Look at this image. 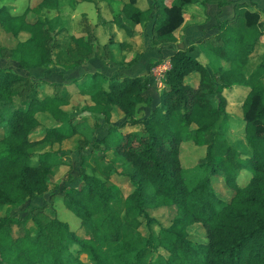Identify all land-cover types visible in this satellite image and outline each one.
<instances>
[{"label": "trees", "instance_id": "trees-1", "mask_svg": "<svg viewBox=\"0 0 264 264\" xmlns=\"http://www.w3.org/2000/svg\"><path fill=\"white\" fill-rule=\"evenodd\" d=\"M191 1L166 5L153 0V43L171 40L172 30L183 20V5ZM58 4L59 0H41L36 8ZM236 7L234 16L218 20L216 34L202 39L229 60L230 67L212 74L192 55L193 44L174 50L163 72L158 103H147L149 111L139 116L136 104L150 101L142 96L148 74L92 73L77 83L93 102L81 108L89 113L79 116L58 84L0 66V205L46 192L50 174L65 163L58 151L35 153V147L61 142L89 119L95 127L101 121L107 124L105 134L92 142V153L82 155V160H93V170L81 165L75 185L53 192L80 219L87 234L80 237L44 207L20 216L2 215L0 264H87L79 252L87 254L90 264H264V54L248 76L243 71L263 23L258 11L244 2ZM29 9L14 14L0 6V31L16 37L21 31L28 33L14 46H0V54L14 58L17 67L45 66L59 61L60 53L71 57L67 65L94 53L106 57V45L98 44L92 33L67 37L63 28L52 32L46 18L27 20ZM121 11L134 22L146 16L135 0L125 2ZM119 25L130 31L120 21ZM72 50L80 58L72 56ZM236 83L251 84L241 105L248 147L244 156L226 136L227 101L222 91ZM47 85L49 91L39 96ZM116 109L122 120L112 123ZM47 117L50 123L45 122ZM183 140L205 148L197 160L203 171L198 179L182 176ZM241 169L252 174L244 186L236 180ZM113 176L127 181L131 190L123 194L112 184ZM213 176L232 188L227 200L215 191ZM157 207L167 209L169 223L158 222L157 231L150 228L143 234L142 224L157 221L150 214ZM195 224L203 229V239L191 236L189 227ZM73 243L78 253L72 250Z\"/></svg>", "mask_w": 264, "mask_h": 264}, {"label": "rangeland", "instance_id": "rangeland-1", "mask_svg": "<svg viewBox=\"0 0 264 264\" xmlns=\"http://www.w3.org/2000/svg\"><path fill=\"white\" fill-rule=\"evenodd\" d=\"M39 0H0V6H5L8 12H13L14 14L21 13L24 10L31 8V10L26 14V16H29L30 18H34L35 16L43 17V16H53L60 19V21L55 22L54 25H57V23L63 24V22L66 21V18H72L71 17V10L70 7L74 5L76 2H80L81 0H59V4L56 7H46L51 10H47L46 8L38 9L36 8V3H38ZM100 1L99 3L102 4V7H98V9L94 12L89 13V10L87 7H84L83 10L85 13L87 12L90 14V17L92 19H98L100 21V18H102L101 13L111 15L109 11L103 7L106 5V1L104 0H97ZM108 1V0H107ZM235 1H242V2H249L247 6H251L250 8H253L254 6H257V3H255L252 0H232ZM96 2V1H94ZM31 6V7H30ZM116 6V5H114ZM67 8V9H66ZM101 8V10H100ZM262 9V8H261ZM65 10H68V13H66ZM264 11V8L262 9ZM260 11V15H263L264 13ZM98 12V13H96ZM101 12V13H100ZM114 16V15H112ZM63 21V22H62ZM76 23L81 27V31L88 33V31L92 30V26H90L89 23H87L86 19L78 18L76 20ZM55 27H52L54 29ZM105 28V27H104ZM56 29L53 30V32ZM106 30V28L104 29ZM26 31L20 32L19 35L12 36L10 33H0V46H14L17 39H24L26 36ZM28 36V35H27ZM26 36V37H27ZM97 36L95 35V39ZM98 41H106L108 42L107 35L105 33H100L99 37L97 38ZM113 40V39H112ZM108 51H111L110 47L107 45ZM71 55L74 57L80 58V55L75 51H71ZM112 54L108 53L105 57L108 60V57L110 58ZM95 57L101 58L102 60L105 59L104 57H100L97 54L93 55ZM83 58L80 62L73 64L74 66L80 65L85 61V59L92 58ZM60 60L56 62H52L51 64L45 65L46 67L43 70L39 69H29V66L26 67L27 70H24L23 73L29 75L33 79H42V71L47 75H45L47 80H54V78L57 77V73H53L55 70V66L57 67H64L66 68L68 65L66 63H69V57L66 53H60L59 55ZM158 60L160 61L159 64L157 63ZM157 62L154 60L153 63H151V66L149 68V82L152 83V89L150 88V84H148L147 88L143 91L142 96L144 98H149L150 101H140L136 104V115L139 116L141 114H145L149 111V108L146 104L150 103V105H154L152 103V97L153 94L158 92V88L160 87V83H162V77L158 76V72H162V68L166 67L167 63L165 60L158 59ZM254 64V63H253ZM0 66H7L12 68L13 70L17 71L19 70L17 67L16 60L14 58H10L8 56H3L0 54ZM252 66V63H251ZM72 67V66H71ZM210 69H213L211 64H209ZM70 68V67H69ZM160 69L161 70H155L152 69ZM21 69V68H20ZM52 72V73H51ZM51 73V74H50ZM212 74H216V69L211 71ZM73 74V73H70ZM79 76L73 77L68 76V78L65 79V84L67 83L69 85V89H71V86H74V83H79L84 81L87 78L86 73H77ZM147 74V73H146ZM78 87V91L75 86L72 87L70 90L71 93L69 94V99L72 104H74L76 114L79 116L86 115L89 113L88 109H85L84 111H81L82 107H86L89 104H93V102L90 100L89 93L87 91H84L81 86ZM62 88V86L58 85L57 89ZM51 90V89H50ZM160 90V89H159ZM43 91H49V87H47L40 92H38V95H43ZM75 91V92H74ZM247 92V88H232V89H224V94L227 98L226 103V112L228 113V127L226 128V136L230 142L235 143L237 145L238 149L241 150L242 156L245 155V151L248 150L245 138H244V119H243V112H242V99L244 98L245 94ZM69 106V104L67 105ZM45 117V116H44ZM46 123H50L52 120L47 117L44 119ZM122 120V114L121 112L116 109L114 110L113 116L111 118L112 123H119ZM107 124L106 122L101 121V123L98 126H94L93 120L89 119V121L84 122L83 125L80 127L79 131L72 136L63 139L61 142H56L53 144H42L37 147H35L33 150L35 153L43 152V151H58L62 154L64 164H62L58 170L50 174L51 182L49 183V188L46 192L28 197L24 200H21L17 203L13 204H4L0 205V216L2 215H14V216H20L27 213L30 209L34 207H44V209L51 215H56L58 218L68 222L69 227L71 230H73L76 234H78L80 237L85 236L87 234V231L85 227L81 224L80 219L68 208H66L62 202L53 194V192L59 190L61 186L63 185H75L77 183V174H78V168L81 165H84L89 171L93 170L94 162L90 158H86L82 160V155L88 154L91 151V144L94 140H97L106 132ZM1 130V129H0ZM92 153V151L90 152ZM99 153V151H97ZM205 153V148L202 145H195L190 140H183L180 144V151H179V158L181 163V173L182 176L186 179H198L203 175V171L199 166L197 165V160L199 157L203 156ZM36 158V154L32 155L31 160L34 161ZM92 168V169H91ZM95 173L103 177V175L96 169ZM251 172L245 169H241L239 173L237 174L236 180L237 183L240 186H244L248 183V181L251 178ZM75 178V179H71ZM119 176H113L112 177V184L114 186H117L121 189L123 194H127L131 190V186L127 181L119 180ZM212 182L215 188V191L217 194L227 200L231 194H232V188L228 187L222 178L220 177H212ZM150 214L157 220L155 222H152L151 225H145L142 224L140 226V229L143 234H147L148 230L152 228L153 230L157 231L159 228V223L161 222L164 225H167L169 223L170 217L167 212V209L164 207H157L150 209ZM28 224H32V221L29 220ZM190 234L193 238L203 239L204 238V231L200 227H198L197 224L189 227ZM72 250L75 251V253H78L76 251L77 245L75 243L71 246ZM78 256L81 260H83L85 263L90 264V260L86 253L79 252Z\"/></svg>", "mask_w": 264, "mask_h": 264}, {"label": "crops", "instance_id": "crops-1", "mask_svg": "<svg viewBox=\"0 0 264 264\" xmlns=\"http://www.w3.org/2000/svg\"><path fill=\"white\" fill-rule=\"evenodd\" d=\"M40 1L41 0H39L38 2ZM105 1L107 3L103 7H105L111 15L108 14L106 15L100 12L102 15L100 21L98 19L95 20L92 19L90 17V14H88L87 12L85 13L84 11L85 9L83 10L84 7H87L89 13L90 11L95 12L98 9V7H102V4L99 3L100 1L97 0H81L80 2L74 3V5L70 7L71 10L70 13L72 18L67 17L65 22L62 21L63 24H61L60 22L57 23V25H54L55 22L60 21V19L57 17H53V16L42 17L47 19L46 24L52 32L54 29L57 30L58 28H63L65 30L67 37H69V35H73L75 37L88 36L89 33H92L94 37L96 35L98 38L99 34L104 32L105 35H107V38L109 39L108 42L107 40L98 41L97 38L95 39L98 44L106 45V47L108 45V47H110L111 51L106 52V56L108 53L112 54L110 58L108 57V60L105 57H104L105 59L103 60L101 58L95 57L93 56L95 54H97L100 57L103 56L100 53H94L93 55H91L93 56L92 58L87 60L85 59V61L80 65L74 67L73 65H68L66 68H64L63 66L62 67L55 66L56 71H54L53 73H57V77L54 78L53 81L47 80L48 78L45 77L46 74L42 71V79L62 86L61 89L66 90V93L68 94V98H69V94L71 93L70 90L72 89V87L75 86V91L78 88L76 87L78 86V84L74 83L73 84L74 86H71V89H69V85L67 83L66 84L64 83L65 79L68 78V76L77 77L79 76V74L77 73H82V72L87 74V78L92 73H99L101 74V76L102 75L110 76L111 74L116 72L130 76L138 75V74H146V73L148 74L151 63H153L154 60L156 62L158 59L165 60V62L169 64V57L174 50L184 49L190 44L194 45V50L192 51V55L195 56L200 62L205 64L210 72L215 69L217 71L220 68L230 67L229 60L224 59L219 55H217L212 49H210L206 45L204 41H202V39L204 37L216 34L220 30L219 27L217 26L218 20H224L234 16L235 11L237 9L236 3L242 1L233 2L232 0H226V3L222 5H219L216 0H211V1L194 0L188 2L183 5V13H182L183 20L176 28L172 30L171 40L158 42V43L152 42V26L155 18V10L152 7L153 0H135V4L140 9L146 11L145 19L138 22H134L130 20L121 11L122 5L128 0H108V1L104 0V2ZM174 1L175 0H164V3L166 5H171ZM252 1L257 3V6L253 5V8H250L251 6H247L249 2H244V3L246 7L258 11L259 14L258 21L259 22L262 21L263 25L262 28H260L261 33L252 51L248 56V60L243 65V71L245 76H248L255 69V67L261 61L262 56L264 54V14L260 15L261 14L260 11H262V9L264 8V0H252ZM43 8L46 7H42L40 9ZM46 9L51 10L49 8ZM30 10L31 9H29L28 12ZM65 11L66 13H68V10ZM262 12L264 13V11ZM80 17L83 18L84 20L86 19L87 23H89L90 26H92V30L88 31V33L82 32L81 27L76 23V20ZM26 19L31 20L33 18L26 16ZM119 21L125 24L126 26H128L130 28V31H126L123 26H120ZM52 27L55 28L52 29ZM104 27L106 28V30H104L105 29ZM0 33H2V31H0ZM24 33H26V36L28 35L27 32ZM159 62L160 61L158 60L157 63L159 64ZM209 64H211L213 69H210ZM45 68L46 67L44 66H29V69L43 70ZM18 69L19 70L17 71L20 73H23L24 70H27L26 67H19ZM261 76L264 78V73ZM149 84L151 88L152 83L149 82ZM162 85L163 84L160 83L158 92L153 94L152 103L154 105L157 104L159 101V89L162 87ZM250 85H251L250 83H243V84L236 83L233 84L231 87L224 89L246 87L248 92L250 89ZM224 89L222 91L223 94H224Z\"/></svg>", "mask_w": 264, "mask_h": 264}, {"label": "built area", "instance_id": "built-area-1", "mask_svg": "<svg viewBox=\"0 0 264 264\" xmlns=\"http://www.w3.org/2000/svg\"><path fill=\"white\" fill-rule=\"evenodd\" d=\"M167 66L166 67H164V68H162V72L160 73V72H158V76H163V72H164V70L169 66V64H166ZM153 71H155V70H161V68L160 69H156V68H153L152 69Z\"/></svg>", "mask_w": 264, "mask_h": 264}]
</instances>
